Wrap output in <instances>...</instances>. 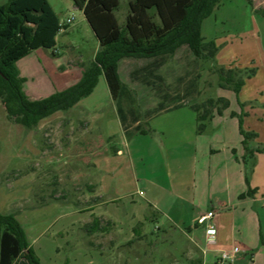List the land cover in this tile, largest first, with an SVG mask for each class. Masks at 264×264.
<instances>
[{"label":"rangeland","instance_id":"rangeland-1","mask_svg":"<svg viewBox=\"0 0 264 264\" xmlns=\"http://www.w3.org/2000/svg\"><path fill=\"white\" fill-rule=\"evenodd\" d=\"M6 1L0 0V5ZM48 2L61 23L68 18L72 22L56 37L59 55L53 57L49 53L53 72L44 75L43 81L34 76L25 85L26 90L30 86L51 89L59 79L75 75L79 69L73 66L87 64L99 48L97 38L82 12L73 8L72 0ZM127 13V0H120L115 13L120 25ZM200 32L206 41L216 45L217 66L249 73L239 94L219 88L213 63L202 60L193 64L184 47L161 70L165 84L172 90L178 88L182 94L186 84L178 77L192 69V75L197 76V93L192 98L178 99L187 105L182 108L190 110L191 104L224 97L229 101L223 111L228 114V122L236 126L238 119L231 115L242 114L243 129L255 134L249 147H264V0H220L213 13L202 21ZM81 59L83 63L79 64ZM140 62L123 60L118 74L133 90L135 107L144 114L145 109L155 106L157 95L151 87L128 77ZM109 100L101 77L92 93L81 99L82 106L53 116L34 134L26 132L20 121L14 122L0 102V202L10 201L12 188L14 198H21L14 205L1 206L12 211L27 208L30 203L40 207L49 202L46 213L42 214L45 206H41L25 225L28 247L41 264H201L203 247L195 237L187 235L190 229L187 232L176 224L170 225L163 215L154 222L150 211L145 219L137 221L141 206L148 210L147 203L143 196L129 195L136 189L146 191V177L177 183L182 179V187L190 185V148L168 152L158 149L155 166L148 151L151 127L158 122L167 125L168 121L161 113H154L142 119L146 135L133 132L127 136L126 152L115 103ZM179 119L185 122V117ZM117 149L123 154L116 156ZM95 156L97 170L93 166ZM95 219L99 220V229L89 232L88 226Z\"/></svg>","mask_w":264,"mask_h":264},{"label":"trees","instance_id":"trees-1","mask_svg":"<svg viewBox=\"0 0 264 264\" xmlns=\"http://www.w3.org/2000/svg\"><path fill=\"white\" fill-rule=\"evenodd\" d=\"M72 2L85 16L99 42V49L89 63L82 65L78 82L37 100L25 94V79L20 76L16 63L39 48L49 49L56 56V37L66 26L60 23L48 0H7L0 5V99L10 117L22 118L27 129L34 128L40 120L56 111L73 107L91 94L99 76H103L125 135L146 134L142 128L144 117L166 112L165 107L170 103L192 98L197 93V76L192 75V69L178 77L186 84L182 94L178 88L170 89L158 72L183 47L192 56L193 64L211 61L217 86L231 90L236 96L249 76L239 68L217 66L214 63L216 45L201 36L202 21L213 13L220 0H127L128 13L123 25L118 23L115 14L120 8V0ZM125 58L145 59V67L132 71L130 77L151 87L160 100L144 114L135 107L133 90L120 80L118 63ZM228 107L229 101L224 97L191 104L190 108L196 113L197 133L204 131L209 118L222 115ZM231 116L238 119L245 155L252 167L255 153L264 152V147H249L248 142L255 134L243 129L242 114L232 113ZM248 195L250 192L241 197ZM97 229L99 220L95 219L88 231ZM19 257L28 264H41L29 249L25 231L15 216L0 213V264H13Z\"/></svg>","mask_w":264,"mask_h":264},{"label":"crops","instance_id":"crops-1","mask_svg":"<svg viewBox=\"0 0 264 264\" xmlns=\"http://www.w3.org/2000/svg\"><path fill=\"white\" fill-rule=\"evenodd\" d=\"M73 8L77 9L75 6ZM39 50H42L40 55H38ZM49 53L52 54L51 50L39 48L16 63L20 76L25 79L23 90L32 100L45 98L55 91L66 89L78 82L81 77L82 67L76 65L73 67H77L79 71L75 75L66 77L64 80L59 79L51 89L48 86L44 89H36L30 86L29 90H26L25 85L29 80L34 79V76L43 81L44 75H49L50 71L53 72L54 67L50 62L52 57ZM56 53L59 55L57 48ZM123 60H142L140 64L129 71L128 77L131 81L130 73L137 69H143L146 65L145 59L125 58L120 60L119 63ZM82 63L83 60L81 59L79 64ZM166 63L158 71L163 78L161 70ZM101 77L103 76H99L97 84ZM64 82H68V84L65 87H60ZM144 86L147 87L146 85ZM108 93L111 100L109 90ZM156 98L155 106L148 109L156 107L160 102L158 97ZM80 102L81 100L66 111L59 110L43 118L31 129L24 127L23 120L20 117L15 119L14 122L20 121L22 128L26 132H33L34 134V132L40 130L43 124L49 122L53 116L57 114L65 115L78 106H82ZM178 103H170L165 107L166 112L160 114L168 121L167 125L158 122L151 127V143H149L148 151L150 156L153 157L152 159L150 157L152 163L156 166L158 165L156 158L158 149L168 152L172 149L190 148L192 152V167L190 169L192 182L190 185L182 187V182L180 183L182 179L177 183L176 180L173 181L172 179L166 181L161 178L160 181H152L147 177L143 178L146 182V191L143 192L140 189H136L134 192L129 193V195L135 193L141 197L143 196V200L147 203L148 210H145V205L141 206L142 214L139 215L137 221L145 219L146 215L151 212L154 216V222H159V219H161L160 215H163L172 223L170 225L174 226L176 224L181 227L180 229H186V231L190 229V232L187 231V235L195 237L203 247L201 264H208L209 261L217 264L216 259L220 252L230 251L235 246L239 247V252L230 264H264V241H262V238L264 239V152L255 153L254 166L250 167L242 144V136L238 130V124L236 123L235 126L232 121L228 122L227 113L223 112L221 116L214 115L209 118L205 122L204 131L199 134L195 130L197 127L196 113L192 109L182 108L186 107V104V106L184 104L179 106ZM181 117H185V122L179 119ZM117 120L120 135L123 136L125 151L129 152L127 136L121 127L118 117ZM64 122H67V120ZM173 123L175 127L172 126ZM74 140H76L75 137ZM122 154V150L117 149L116 156ZM95 160L96 156L93 160V166L97 170L98 165ZM12 191L13 188L11 189L12 197H10V201L0 202V213L13 214L26 232V222L34 218L35 214L40 211L41 206H45L43 209L41 208L43 210L42 214L46 213L48 210L46 205L49 202L41 204L40 207H35L33 203H30V206H26L27 208L5 211L3 209L4 205H14L15 202L17 203L16 200H21L18 196L14 198ZM249 192L250 195L241 197V195ZM210 210L215 211L213 222L217 230L216 239L212 243L205 240L204 229L201 225L202 216ZM13 264L28 263L24 258L19 257Z\"/></svg>","mask_w":264,"mask_h":264},{"label":"built area","instance_id":"built-area-1","mask_svg":"<svg viewBox=\"0 0 264 264\" xmlns=\"http://www.w3.org/2000/svg\"><path fill=\"white\" fill-rule=\"evenodd\" d=\"M72 22V19H66L65 22L61 23L62 25H67ZM215 216V211H207L201 218V225L204 229V238L207 242L212 243L215 241L217 236L216 226L213 222ZM239 252V247H233L230 251H222L218 255L216 262L217 264H230L235 255Z\"/></svg>","mask_w":264,"mask_h":264}]
</instances>
